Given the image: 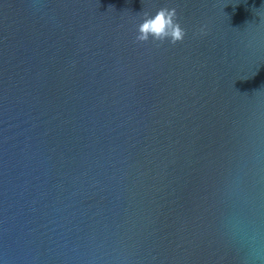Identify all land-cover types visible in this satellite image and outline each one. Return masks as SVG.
Instances as JSON below:
<instances>
[{
    "label": "water",
    "instance_id": "95a60500",
    "mask_svg": "<svg viewBox=\"0 0 264 264\" xmlns=\"http://www.w3.org/2000/svg\"><path fill=\"white\" fill-rule=\"evenodd\" d=\"M0 264H264V0H0Z\"/></svg>",
    "mask_w": 264,
    "mask_h": 264
},
{
    "label": "clouds",
    "instance_id": "9594fccd",
    "mask_svg": "<svg viewBox=\"0 0 264 264\" xmlns=\"http://www.w3.org/2000/svg\"><path fill=\"white\" fill-rule=\"evenodd\" d=\"M203 32V28L201 29ZM186 30L181 26L175 7H159L155 12L141 13L140 22L136 25V41H167L175 44L185 38Z\"/></svg>",
    "mask_w": 264,
    "mask_h": 264
}]
</instances>
